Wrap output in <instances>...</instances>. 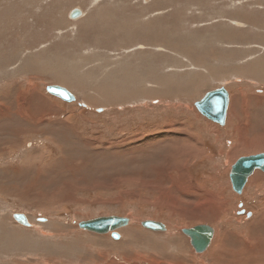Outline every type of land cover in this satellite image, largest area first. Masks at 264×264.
<instances>
[{
  "label": "rangeland",
  "instance_id": "rangeland-1",
  "mask_svg": "<svg viewBox=\"0 0 264 264\" xmlns=\"http://www.w3.org/2000/svg\"><path fill=\"white\" fill-rule=\"evenodd\" d=\"M222 85L225 125L195 105ZM262 151L264 0H0V264H264V172L229 176ZM105 215L131 220L79 227Z\"/></svg>",
  "mask_w": 264,
  "mask_h": 264
},
{
  "label": "water",
  "instance_id": "water-1",
  "mask_svg": "<svg viewBox=\"0 0 264 264\" xmlns=\"http://www.w3.org/2000/svg\"><path fill=\"white\" fill-rule=\"evenodd\" d=\"M71 19H78L84 15V11L79 6L73 7L69 13ZM47 90L66 101H75L76 95L66 86L52 84L47 86ZM231 95L229 89L222 85L215 89L208 90L205 95L195 102L197 109L207 118L225 125L227 120L228 109ZM86 105V104H84ZM256 170L264 172V151L240 156L232 165L229 176L233 190L242 194L250 177ZM242 209L240 213H246L248 217L252 216V211H246L243 202L240 203ZM14 218L25 226H32V222L24 213H14ZM130 217L119 215L98 216L79 222V227L100 234L112 233L114 237H119V229L130 223ZM145 228L164 231L167 225L163 221L155 219H145L142 222ZM183 232L190 238L192 247L197 253L205 252L212 244L215 228L209 224H197L190 227H184Z\"/></svg>",
  "mask_w": 264,
  "mask_h": 264
},
{
  "label": "crops",
  "instance_id": "crops-1",
  "mask_svg": "<svg viewBox=\"0 0 264 264\" xmlns=\"http://www.w3.org/2000/svg\"><path fill=\"white\" fill-rule=\"evenodd\" d=\"M188 148H189V144H188ZM188 155H189V156L191 155V157L195 156V155H192L191 150H188V151H187V154H184L183 156H188ZM168 228H169V227H168V225H167V229H166V230H170V229H168ZM144 229H145V228H144ZM146 229H147V228H146ZM149 230H150V229H149ZM166 230H164V231H166ZM152 231H154V230H152ZM162 231H163V230H162ZM166 259H167L168 261H169V260H172L171 262L174 263V262H173V260H174L173 257H171V256H167Z\"/></svg>",
  "mask_w": 264,
  "mask_h": 264
},
{
  "label": "bare ground",
  "instance_id": "bare-ground-1",
  "mask_svg": "<svg viewBox=\"0 0 264 264\" xmlns=\"http://www.w3.org/2000/svg\"><path fill=\"white\" fill-rule=\"evenodd\" d=\"M133 67V66H132ZM248 105V104H247ZM243 138V137H242ZM244 139H246V138H244ZM260 138L259 137H257V139L255 138V139H253V140H256V141H258ZM241 141V140H240ZM244 141V140H243ZM245 142V141H244ZM249 143V142H248ZM258 142H256L255 144H257ZM246 144V143H245ZM260 143H258L257 145H259ZM248 144H246V146H247ZM240 146H242V144L240 145ZM252 146V145H251ZM263 146H261L260 148H262ZM243 149H245V146L243 145ZM259 149V148H258ZM257 179V178H256ZM209 226H211V225H209ZM211 227H213V226H211ZM214 228V227H213Z\"/></svg>",
  "mask_w": 264,
  "mask_h": 264
},
{
  "label": "flooded vegetation",
  "instance_id": "flooded-vegetation-1",
  "mask_svg": "<svg viewBox=\"0 0 264 264\" xmlns=\"http://www.w3.org/2000/svg\"><path fill=\"white\" fill-rule=\"evenodd\" d=\"M242 209V208H241ZM151 230V229H150Z\"/></svg>",
  "mask_w": 264,
  "mask_h": 264
}]
</instances>
